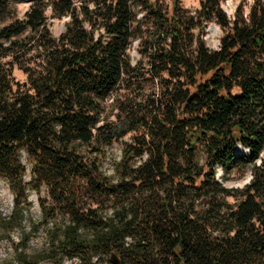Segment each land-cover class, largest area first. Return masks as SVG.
I'll use <instances>...</instances> for the list:
<instances>
[{
	"label": "trees",
	"instance_id": "16d2710c",
	"mask_svg": "<svg viewBox=\"0 0 264 264\" xmlns=\"http://www.w3.org/2000/svg\"><path fill=\"white\" fill-rule=\"evenodd\" d=\"M16 1L0 0L5 223L33 190L19 246L47 240L16 263L264 264V0Z\"/></svg>",
	"mask_w": 264,
	"mask_h": 264
},
{
	"label": "rangeland",
	"instance_id": "374dc122",
	"mask_svg": "<svg viewBox=\"0 0 264 264\" xmlns=\"http://www.w3.org/2000/svg\"><path fill=\"white\" fill-rule=\"evenodd\" d=\"M239 1L240 0H225L223 2L222 7L227 13H231L234 10L235 6L239 3ZM180 2L183 8L189 11H193L198 7L200 0H180ZM16 5H17L16 8L17 14L18 16H21L27 9V2L25 0H18L16 1ZM66 20H67L66 18H63V20L61 21L58 20L53 21V24L51 26L52 33L58 35V32L62 30L64 22ZM208 27L206 29L207 34L205 36L206 43L211 47H216L219 36L221 35V30L217 32L212 28H208ZM133 54H135V51L133 52ZM13 73L17 80L19 81L24 80V76L19 70L15 69ZM118 151H119V144L118 143L113 144L110 153L111 157H117L119 154ZM108 164H109V160L105 161L104 167L107 168ZM221 173H222L221 169H218L217 175H221ZM249 176L250 175L248 171H246L243 176L239 172H231L229 175V179L226 180L225 182V185L226 187H230L229 186L230 184L241 185V183L244 182V180H246ZM4 182L3 181L0 182V264H17L16 254L19 251H24L26 254L31 255L34 254V252H37L45 247L47 242L46 231L44 230L43 227L40 226L36 231V233H33L28 238L26 244L19 246V241L21 240L23 233H26V231L29 230L31 222L39 221L40 216H39L37 194L33 190L29 192L28 201H30L31 204L29 210L24 215L25 218L21 226L18 228L8 229L5 220L7 219V215L9 214L12 208L11 206L13 204L9 202V200H11L12 198V194L10 190L4 193L5 186L1 187V185H5ZM44 194L45 191L44 189H42L40 195L43 196ZM42 264H48V263H42ZM63 264H72V262L69 260H64ZM95 264H101V263L95 262Z\"/></svg>",
	"mask_w": 264,
	"mask_h": 264
},
{
	"label": "water",
	"instance_id": "95a60500",
	"mask_svg": "<svg viewBox=\"0 0 264 264\" xmlns=\"http://www.w3.org/2000/svg\"><path fill=\"white\" fill-rule=\"evenodd\" d=\"M208 28H212L213 30H215L217 32L220 31V29L215 24H213V23H211ZM238 148H240L239 145L236 146V149H238ZM249 178H250V176L246 180H244V182H242L241 185H237V184L236 185H233V184H230L229 186L230 187L231 186H233V187H242V186H244V184H246L249 181Z\"/></svg>",
	"mask_w": 264,
	"mask_h": 264
},
{
	"label": "bare ground",
	"instance_id": "6f19581e",
	"mask_svg": "<svg viewBox=\"0 0 264 264\" xmlns=\"http://www.w3.org/2000/svg\"><path fill=\"white\" fill-rule=\"evenodd\" d=\"M3 182H4V181H3ZM4 183H5V185H1V187L5 186L4 191L10 189V188L8 187V184H7L6 182H4ZM7 187H8V188H7ZM6 188H7V189H6Z\"/></svg>",
	"mask_w": 264,
	"mask_h": 264
},
{
	"label": "built area",
	"instance_id": "2783aa9c",
	"mask_svg": "<svg viewBox=\"0 0 264 264\" xmlns=\"http://www.w3.org/2000/svg\"><path fill=\"white\" fill-rule=\"evenodd\" d=\"M1 181H5V180L1 179L0 182H1ZM8 190H9V189H8ZM8 190H5L4 193L8 192ZM9 202H10L11 204H13V202H12V198H11V200H9Z\"/></svg>",
	"mask_w": 264,
	"mask_h": 264
}]
</instances>
